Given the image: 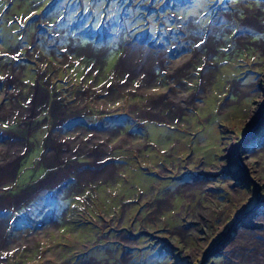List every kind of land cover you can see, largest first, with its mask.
Returning <instances> with one entry per match:
<instances>
[{
  "label": "rangeland",
  "instance_id": "obj_1",
  "mask_svg": "<svg viewBox=\"0 0 264 264\" xmlns=\"http://www.w3.org/2000/svg\"><path fill=\"white\" fill-rule=\"evenodd\" d=\"M263 220L264 0H0V264H243Z\"/></svg>",
  "mask_w": 264,
  "mask_h": 264
},
{
  "label": "bare ground",
  "instance_id": "obj_2",
  "mask_svg": "<svg viewBox=\"0 0 264 264\" xmlns=\"http://www.w3.org/2000/svg\"><path fill=\"white\" fill-rule=\"evenodd\" d=\"M236 156V158L238 159V161L240 162V164L242 165V166H245L246 165V163L245 162H243V161H241V159H240V157L239 156H237V155H235ZM264 221V220H263ZM244 236H246V237H249V238H251V239H255V240H253L251 243H249V245L248 244H246V245H248V246H250L251 247V249H254V251L256 252V254L259 256V257H256V258H254L252 255H253V253H252V255H249L248 257H245L244 255H243V257H241V255H240V260L243 262V264H264V240H259V239H257V238H252V236L251 235H249L248 233L247 234H245ZM238 240V239H237ZM245 240H246V238H245ZM249 249V248H248ZM238 255V256H239ZM256 256V255H255ZM253 257V258H252ZM238 260H239V258H238ZM241 261H240V263H241Z\"/></svg>",
  "mask_w": 264,
  "mask_h": 264
},
{
  "label": "flooded vegetation",
  "instance_id": "obj_3",
  "mask_svg": "<svg viewBox=\"0 0 264 264\" xmlns=\"http://www.w3.org/2000/svg\"><path fill=\"white\" fill-rule=\"evenodd\" d=\"M103 162H105V161H102L101 163H103Z\"/></svg>",
  "mask_w": 264,
  "mask_h": 264
}]
</instances>
